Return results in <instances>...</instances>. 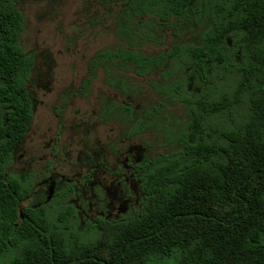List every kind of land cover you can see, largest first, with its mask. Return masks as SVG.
<instances>
[{"label":"trees","instance_id":"16d2710c","mask_svg":"<svg viewBox=\"0 0 264 264\" xmlns=\"http://www.w3.org/2000/svg\"><path fill=\"white\" fill-rule=\"evenodd\" d=\"M127 1L131 18L150 16L159 27L177 29L207 7L217 21L198 45L156 56L115 48L93 59V68L102 61L143 79L161 74L166 99L185 104L188 120L177 150L124 162L134 202L115 217H97L89 234L70 201L75 183L56 194L57 220L48 204L22 206L34 177L10 169L35 118L34 60L20 42L22 11L0 0V264H264V0ZM108 73L112 86L135 93ZM151 83L161 90L158 79ZM165 103L143 111L134 130L165 113Z\"/></svg>","mask_w":264,"mask_h":264},{"label":"rangeland","instance_id":"374dc122","mask_svg":"<svg viewBox=\"0 0 264 264\" xmlns=\"http://www.w3.org/2000/svg\"><path fill=\"white\" fill-rule=\"evenodd\" d=\"M13 2L26 19L21 45L34 60L30 92L35 118L10 172L23 179L34 177L33 192L22 206L48 204L54 220L63 211L56 194L69 183L79 185L86 175H92L86 188L80 187L70 197L80 206L81 230L92 234L90 225L97 217L103 213L115 217L134 202L129 188L135 184L124 162L177 150L178 134L188 120L185 104L166 99L162 88L167 84L161 74L156 78L160 90L151 83L155 78H140L129 69L106 68L102 61L93 68V59L115 48L156 56L176 44L198 45L217 19L207 7L204 16L180 19L175 29L156 26L150 16L131 18L127 0ZM140 22L146 25L144 29ZM109 69L135 87V93L120 84L112 86L114 76ZM174 77L172 80L177 75ZM164 101L165 113H156L155 122L147 124L144 131H135L134 124L144 117L143 111H153ZM122 104L134 114L123 110ZM122 177L128 180L126 186L120 184Z\"/></svg>","mask_w":264,"mask_h":264},{"label":"flooded vegetation","instance_id":"af4514ba","mask_svg":"<svg viewBox=\"0 0 264 264\" xmlns=\"http://www.w3.org/2000/svg\"><path fill=\"white\" fill-rule=\"evenodd\" d=\"M126 3H127V5H128V8H129L128 1H127ZM126 161H127V160H126ZM127 166H128V165H127ZM127 171L130 173V172H131V168L128 167ZM112 172H113L114 175H119L118 172H116L115 170H113ZM123 172H125V171H123ZM92 178H93L92 175H86V176L83 178L82 182L79 183V185H78V182H76V183H75V184H76V187H75L76 191L79 192V188H80V187H85V188H86L87 184L91 181ZM130 178H131V175H130ZM86 180H87V181H86ZM119 180H120V179H119ZM121 182H122V183H121ZM121 182H120V184H121V185L123 184V185L125 186V185H127L128 180L126 179V177H122V178H121ZM49 189H50V191H51V185L49 186ZM127 208H128V207H127ZM77 209H78V210L80 209V206H79V205H77ZM101 216H102V217H106V216H105V213H103Z\"/></svg>","mask_w":264,"mask_h":264}]
</instances>
